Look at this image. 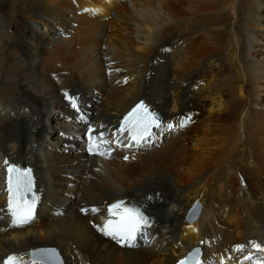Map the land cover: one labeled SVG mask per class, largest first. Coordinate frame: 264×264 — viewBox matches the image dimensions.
Segmentation results:
<instances>
[{
	"label": "bare ground",
	"instance_id": "1",
	"mask_svg": "<svg viewBox=\"0 0 264 264\" xmlns=\"http://www.w3.org/2000/svg\"><path fill=\"white\" fill-rule=\"evenodd\" d=\"M123 1L0 0V264L10 253L42 264L28 252L43 242L64 264H174L194 247L201 264H264L250 243L264 248V0H131L107 20ZM66 92L108 132L139 101L173 128L109 156L85 157L61 129L46 147L49 118L83 132ZM5 160L37 176L28 225L5 214ZM120 198L149 215L148 241L132 249L97 230Z\"/></svg>",
	"mask_w": 264,
	"mask_h": 264
},
{
	"label": "snow or ice",
	"instance_id": "2",
	"mask_svg": "<svg viewBox=\"0 0 264 264\" xmlns=\"http://www.w3.org/2000/svg\"><path fill=\"white\" fill-rule=\"evenodd\" d=\"M64 96L70 108L79 116L81 109L78 98L67 92L64 93ZM80 120L86 127V132L81 138L85 141V150L90 155L103 152L113 144L125 149L143 147L160 132L173 128L171 123L162 124L156 113L149 111L143 102L133 107L124 116L119 128L112 132H108L106 126L103 125L97 128L84 117H80ZM180 126H183V121ZM125 159L128 157L126 156ZM5 164L7 165V191L9 193L7 207L11 217V226L19 227L33 223L36 218L39 198L35 194L32 170L22 169L7 160H5ZM81 211L87 212L89 209H81ZM90 211L96 213L99 209L93 207ZM107 217L103 226L98 227L97 230L126 247L134 246V242L144 234L145 229L150 227L149 220L141 208L129 205L123 200L115 201L107 206ZM250 243L253 244L256 251L264 252V248L259 244ZM234 250L243 252L244 245H236ZM198 252L199 249H195L194 253H190L188 257L178 261V264H190V258ZM31 255L35 256L36 253ZM40 255L44 258L43 264H51L48 257L54 256L55 252L54 250H42ZM17 259V257L9 255L3 264H16ZM245 259L250 260L251 256H246ZM192 264H198V261H193Z\"/></svg>",
	"mask_w": 264,
	"mask_h": 264
},
{
	"label": "rangeland",
	"instance_id": "3",
	"mask_svg": "<svg viewBox=\"0 0 264 264\" xmlns=\"http://www.w3.org/2000/svg\"><path fill=\"white\" fill-rule=\"evenodd\" d=\"M127 3V2H131V0H124L122 3H120V4H117V6H116V9H115V12L114 13H110L109 15H108V17H107V20H109V19H112L113 17H115V16H117L116 14H118L119 13V8H120V6L123 4V3ZM115 15V16H114ZM263 16H264V12H263V14H262ZM3 23H4V21H3ZM3 23H1V21H0V26H2V29H4V27H6L5 26V24H3ZM0 30V32H3L4 30ZM38 32L41 30V28L39 27L38 29ZM40 37H42V39H40V41H38L40 44H46V42L49 40V38L48 37H46V36H43V35H41ZM37 40H39V38L37 39ZM95 95H96V93H95ZM75 96V95H74ZM97 100H101L102 102L104 101V98H101V96H98L97 97ZM262 103H263V99L258 103V105L256 106V110H261V111H264V110H262L263 108V105H262ZM90 105V108H93V103H89ZM85 105H81V108L82 107H84ZM82 110H87V109H82ZM87 111H89V109L87 110ZM86 111V112H87ZM71 113V112H70ZM71 115H72V113H71ZM70 116V115H69ZM2 117H3V115H2ZM68 117H59L58 118V116L56 117V119H58V120H55V118L54 119H51V118H49V120H48V122L46 123V127H47V130H49L50 132L52 131V130H57V129H61L62 131H65V132H69V133H76V134H78L79 135V132L78 131H76V132H72V130L74 129V128H72V127H70V125L68 126V123L70 124V122H67L68 120H66ZM61 122H67L66 123V126H61V124H59V123H61ZM52 134H50V136H49V138L48 139H45V146L46 147H49L50 145H51V142L53 141V137L55 136V134H56V132H51ZM82 132H80V134H81ZM71 135V134H70ZM72 186H74V184H71ZM77 189H78V187H77ZM73 197H77V193H75L74 195H73ZM72 204H74V202H72ZM36 217H37V215H36ZM37 219V218H36ZM90 225L92 226V223L90 222ZM141 239H146V241H148V239H147V235H143L142 237H141ZM37 243H38V241H36ZM41 244H43V245H48V246H46V247H55V248H57L58 250H59V252H60V248L58 247V246H56V245H54L53 246V244H49L48 242H43V243H38L37 245L38 246H42ZM51 245V246H50ZM61 254V253H60ZM24 264V263H23Z\"/></svg>",
	"mask_w": 264,
	"mask_h": 264
},
{
	"label": "water",
	"instance_id": "4",
	"mask_svg": "<svg viewBox=\"0 0 264 264\" xmlns=\"http://www.w3.org/2000/svg\"><path fill=\"white\" fill-rule=\"evenodd\" d=\"M40 252H41V250H33V251H31L30 252V258L35 259V260L37 259V260H40V261L43 262L44 258L40 255ZM32 253H36V255L33 256V255H31Z\"/></svg>",
	"mask_w": 264,
	"mask_h": 264
}]
</instances>
